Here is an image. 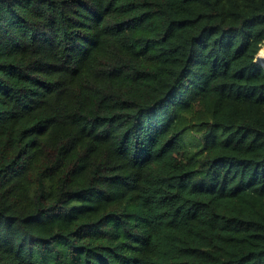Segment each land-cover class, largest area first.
I'll return each mask as SVG.
<instances>
[{"label":"trees","instance_id":"obj_1","mask_svg":"<svg viewBox=\"0 0 264 264\" xmlns=\"http://www.w3.org/2000/svg\"><path fill=\"white\" fill-rule=\"evenodd\" d=\"M264 0H0V264H264Z\"/></svg>","mask_w":264,"mask_h":264},{"label":"rangeland","instance_id":"obj_2","mask_svg":"<svg viewBox=\"0 0 264 264\" xmlns=\"http://www.w3.org/2000/svg\"><path fill=\"white\" fill-rule=\"evenodd\" d=\"M262 52V57L264 58V46L262 47V49L259 51L258 55ZM258 55L256 56V61H261L262 63H264V60L262 61V58L258 59Z\"/></svg>","mask_w":264,"mask_h":264},{"label":"bare ground","instance_id":"obj_3","mask_svg":"<svg viewBox=\"0 0 264 264\" xmlns=\"http://www.w3.org/2000/svg\"><path fill=\"white\" fill-rule=\"evenodd\" d=\"M263 55H262V52L258 55V59L259 58H262V61L264 60V58L262 57Z\"/></svg>","mask_w":264,"mask_h":264}]
</instances>
